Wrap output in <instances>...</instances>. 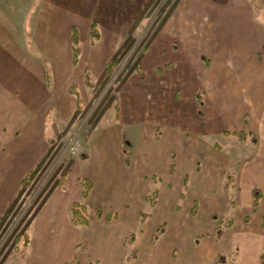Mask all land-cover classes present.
<instances>
[{
    "label": "rangeland",
    "instance_id": "rangeland-1",
    "mask_svg": "<svg viewBox=\"0 0 264 264\" xmlns=\"http://www.w3.org/2000/svg\"><path fill=\"white\" fill-rule=\"evenodd\" d=\"M131 1L139 10L145 0ZM175 1H152L133 29L132 41L125 54L112 68L110 74L98 80L100 76L93 77L90 73H86L81 87H78L79 83L72 84L73 79H62L63 85L59 86H69L70 92L77 98L73 119L71 117L69 122L64 123L59 117L60 113L56 106L50 107L51 104H44L47 125L43 142L46 145L48 143V148L52 145L51 152L0 226V264H48L56 257L61 261L53 264H177L180 261L202 264L204 250L207 249L199 246H201V232L209 227L207 220L211 221L213 227L217 224L223 228L228 227L238 209L244 207L243 210L247 209L248 214H245L247 212L239 214L244 230L250 227L251 223L248 219L255 213L257 221H261L263 210L256 209L258 206H253L251 202L255 189L242 188L243 184L240 181L243 175L242 165L251 160L258 149L257 143L252 142L250 138L254 133H251L247 126L249 120L254 123L252 125L255 128L258 118L257 115L255 118L252 117L254 116L252 111L243 105L249 96L245 84L246 74L241 65L242 62H248L249 58L255 55V49L264 42V0H248L252 18H249L247 10L242 11L244 6H237L238 8L230 14L229 20L221 21L216 29L206 27L207 22L211 24L209 21L211 14H204L203 29L192 30L193 34L191 32L188 34L190 38L199 34L203 37L204 46H213L209 47V50L203 46L192 54L194 59L189 62L188 77L173 75L169 79L170 82L161 79L160 85L165 90L164 93L158 94L159 99L156 100L155 95L146 90V77L140 72H135L139 68L141 58L137 63L135 62L144 47V52L146 51L145 45L149 37L162 27V19ZM81 2L88 7L82 17L88 26L95 23L99 37L101 30L104 31L109 21L107 16L112 14L109 10V14L101 13L102 8L110 7L108 2L106 0H81ZM36 3L37 0H0V6L9 9V13L0 14V19L16 24L20 28L18 31L21 37L26 38L28 51L42 60L47 84L51 88L53 85L51 62L41 50L34 48L33 44L32 23L36 17ZM76 15L79 16L77 13ZM135 15L137 12H134V21ZM25 25L27 28L23 30ZM90 36L88 40H91L92 36ZM132 64H135V67L130 73L135 72L134 81H137L142 88L140 105L138 104L139 118L142 116L147 123L155 126L158 121L162 122L159 113L167 101H171L169 108L172 117L175 113V104L183 97H185L183 102L188 100L192 106L181 131L185 143H192L190 150L187 151V158L173 173V166L167 168L166 161L168 154L174 157L176 152L168 150L165 153L168 145L162 142L165 135L164 125H157L154 133L155 127H152L150 136L155 142L153 147L147 140L141 138L140 130L144 121L134 122V137L130 135L123 144V150L128 156L126 164L129 169H134L133 191L127 187L133 192V198L126 197L128 203L124 202L120 210L111 206L92 208L89 203L82 201L86 208L83 215L91 223V228L86 234L93 243L91 247L84 240L86 230L75 226L78 228L72 232L63 223L62 218L59 221L60 229L56 230L51 226L45 235H42L44 230L36 231L34 226L30 228L32 224L30 221L25 232L29 235L28 245L32 238L33 244L26 253L28 245L23 248L24 237L19 236L14 242L16 235L24 231L31 214L48 190L52 187H61L65 182L67 174L63 175L62 171L68 162L87 156V139L92 129L90 122L94 113L101 105L105 106L108 103L109 108L116 111L121 87L117 91L116 88ZM172 66L173 63L167 67ZM214 72H218L215 74L217 76L213 75ZM256 86L264 88L263 81ZM211 102L216 109H213ZM110 112L103 117L102 124L99 125L100 129L106 128L112 116ZM212 117L217 122V126L210 128L208 121L211 122ZM243 121L246 124H243ZM238 132L245 133V140H240ZM48 135L54 139L52 142L47 141ZM95 138L96 135L92 140L94 141ZM130 145L134 148L132 149ZM171 146L174 148L176 144ZM151 147L154 153L156 152L153 162H149L152 150L145 154V149ZM196 151L198 154H195L193 159ZM212 152L221 153L223 161L230 156L229 161L234 162V170L222 169L223 165L220 162H209ZM230 166L232 167L231 164ZM70 183L69 179V187ZM80 183L82 185V180ZM258 191L261 193L259 202L264 205V191L260 189ZM219 193L222 195L220 199ZM218 200L226 209L224 214L222 207L221 209L212 207L217 206ZM2 208L3 206L0 209ZM191 209L195 212L192 213ZM212 215H216L217 220H211ZM98 223L103 225L98 228ZM259 226L257 252L252 258L250 257L254 264H264V227L261 224ZM231 230H226L227 232L221 237H216L217 233L211 232L214 239L225 243L220 245L218 254L213 255V262L229 264L238 259L239 245L234 240L235 231L230 232ZM37 232L41 235L39 238ZM240 232L236 231V233ZM154 235H159L157 241H154ZM80 236H83L81 240H79ZM77 239L79 241L76 245L70 247L71 242Z\"/></svg>",
    "mask_w": 264,
    "mask_h": 264
},
{
    "label": "crops",
    "instance_id": "crops-1",
    "mask_svg": "<svg viewBox=\"0 0 264 264\" xmlns=\"http://www.w3.org/2000/svg\"><path fill=\"white\" fill-rule=\"evenodd\" d=\"M106 1L110 7H107V9L106 7L102 8L101 13L107 12L109 14V10L112 14L107 16L109 21L104 27V31L101 30L99 37L95 40L91 38V41L88 40L90 26L82 17L87 12L88 7L82 5L81 0H37L36 17L32 23L33 44L34 48L41 50L51 62L53 83L51 88L47 84L42 60L28 51L26 38L21 37L18 31L20 28L16 24L0 19V208L3 206L0 209V215L16 196L24 175L39 163L48 149V143L46 145L43 142V134L47 125L44 104L49 103L51 104L50 107L56 106L62 121L64 123L69 122L77 106V98L74 93L70 92L69 86H59L62 84V79H73L72 84L78 85L79 83L78 87H81L82 79H84L86 73H90L93 77H99L107 61L118 49L133 24L134 12H137L136 19L148 0L144 1L139 10L136 5L134 7V2L131 0ZM237 6H244L242 11L247 10L249 18H252V10L248 0H178L160 30L147 46L139 61V68L135 71L146 77V90L154 94L156 100L159 99L158 94L160 92L164 93L165 90L160 85L161 79L170 82L169 79L173 75L175 77L181 75L188 77L190 75L188 69L190 68L189 62L194 59L192 54L201 47L203 48L204 40L199 34L198 36L195 34L190 38L188 33H192V30L203 29V15L211 14V19H209L211 24L207 22L208 26L206 27L216 29L221 21L229 20L230 14L238 8ZM8 11V7L0 6V14L5 15L9 13ZM29 24L31 25V23ZM73 27L78 32L80 46V53L76 62H73L70 38ZM26 28L25 25L23 30ZM238 41L242 42L240 39ZM263 45L264 42L260 45L261 47L255 49V55L250 57L248 62H242L241 65L244 67L243 71L246 74L245 84L249 96L248 100L243 102V105L246 109L252 111V115H254L252 117L255 118L257 115L258 118L255 128L252 125L254 123L249 122V120L247 122L249 131L254 133V135L251 134L250 138L251 140L253 137L255 138V141L252 140V142L257 143L258 149L254 152L253 158L242 165L241 173L243 175L240 178L243 184L242 188L252 187L255 189L253 192L258 191V189L264 191V88L256 86L262 81L264 84ZM211 46L204 47L209 50ZM172 63L173 66L168 68L167 66ZM135 72L129 74L118 92L116 111L107 108L90 130L87 139V156L75 158L67 172L64 185L55 187L49 192L31 220L30 228L34 226L36 231L44 230L42 235H45L51 226L56 230L60 229L59 221L62 218L64 219L63 223L72 232L76 231L78 227L84 228L86 230L84 240L89 247L93 245L86 235L89 228H91V223L88 220L86 225L72 224L70 208L73 202L82 203L84 201L89 203L92 208L111 206L120 210L124 202L127 201L126 197L133 198L134 169H129L126 164L128 156L123 150V144H125L124 140L130 135L134 137V122L144 121L140 130L141 138L147 140L148 144L153 145V147L155 142L150 136L152 127H155L153 129L154 133L157 125H164L165 135L162 142L168 145L165 153L168 150L169 152L170 150L176 152L174 157L170 154L167 155L166 167L172 165L173 173H175L176 169L184 163L188 156L187 151L190 150L192 143H185L181 131L187 121L186 117L191 113L192 106L188 100L183 102L185 98L183 97L180 102L175 104V113L172 117L169 108L171 101L169 100L163 105L159 113L162 116V122L158 121L155 126L147 123L142 116L139 118V100L142 88L137 84V81H134ZM216 73L218 72H214L213 75ZM211 103L213 109H216L214 103ZM107 112L112 114L110 121L106 128L100 129L99 125L101 126L103 117ZM210 121H208L210 128L217 126L214 117ZM243 124H246L245 121H243ZM94 135H96V138L93 141L92 137ZM50 137L51 135L47 136V141ZM174 143L176 146L173 148L171 145ZM130 147L134 148L133 145H130ZM153 147L151 149L146 148L145 154L150 152ZM151 153L149 162H153L156 152L154 153L152 150ZM195 154H198V152L196 151L193 154V159ZM220 154L219 152H212L211 161L209 162H220L223 165L222 169L233 168L234 170V162L229 161L230 156L223 161ZM79 167L82 168L77 170ZM84 178L92 183L86 197L82 196L83 186L80 183V180ZM185 178L186 176L184 180ZM69 179L71 180L70 187L68 185ZM252 184L254 185L252 186ZM218 197L220 199L222 195L219 193ZM260 197L261 193L259 192L258 208L256 209L261 208L263 210L262 214H264V205L259 202ZM251 202L255 206L254 193ZM221 205L223 204L218 200L217 206L212 207L221 209ZM243 208L238 209V212L232 217L231 225L228 227L223 228L220 224L213 227L211 221L207 220L209 227L201 232L202 239L201 246H199L207 249L204 250L202 264H221L213 262L212 257L218 254L220 245L225 243L214 239L211 232L217 233L216 237H221L227 232L226 230L231 229L230 232L235 231L233 234L234 240L239 245V256L238 259L229 264H254L250 257L252 258L257 252V238L259 235L257 232L260 227L259 224L264 227V215L261 221H257L256 213L251 214L252 217L249 215L248 222L251 225L246 231L242 228L243 225L240 221V215L247 212V209L244 211ZM222 209V214H224L226 209L223 207ZM191 212L194 213L195 210L191 209ZM245 214H248V212ZM211 218V220H217L216 215H212ZM102 225V223H98V228ZM218 228H220L219 233ZM236 231L241 232L236 233ZM243 233L245 235L244 239ZM40 236L37 232V238ZM82 237L80 236L79 240ZM158 238L159 235L154 241H157ZM79 240H73L70 247L76 245ZM32 244L33 238L30 240V245L26 247V253ZM167 249L169 250V248ZM59 261L61 260L58 257L52 258L48 264ZM177 264L191 263L180 261Z\"/></svg>",
    "mask_w": 264,
    "mask_h": 264
},
{
    "label": "trees",
    "instance_id": "trees-1",
    "mask_svg": "<svg viewBox=\"0 0 264 264\" xmlns=\"http://www.w3.org/2000/svg\"><path fill=\"white\" fill-rule=\"evenodd\" d=\"M152 1L153 0H148L146 2V4L144 5L143 9L140 11V13L138 14L137 18L135 19V21L131 25L130 29L128 30V32H127L126 36L124 37L122 43L120 44L118 49L115 51V53L111 56V58L107 61L106 65L104 67V70L101 73V75L98 78V80H101V78L104 75L110 74L112 72V68L121 60V58L123 57V55L125 54L128 46H129L130 42L132 41L131 33H132L133 29L137 26V24L140 21V19L144 16L145 12L149 8V6L152 3ZM177 2H178V0H176L172 4V6L168 10V12L165 14V16H164V18L162 19V22H161L162 24L165 21V19L168 17V15L170 14L171 10L177 4ZM156 32L149 37V39H148V41H147V43L145 45L146 47L149 45V43L151 42V40L154 37V35L156 34ZM90 34H91L92 38H94V39L98 38V32L96 30L95 23H91V25H90ZM70 38H71L72 58H73V62H76L77 58H78V55L80 53V46H79V40H78V32H77L75 27L72 28L71 37ZM144 50H145V47L142 50L141 54L139 55V57L137 58L135 63H137L139 61V59L141 58V55L143 54ZM134 67H135V64H132L130 66V69L127 71L126 75L122 78V81H120V84L116 88V91L121 87L122 83L125 80V77L132 71V69H134ZM109 107H110V104L108 103L105 106L101 105L96 110V112L94 113L93 119L90 122V125H91L92 128L95 126V124L97 123V121L101 117V115L104 112V110L109 108ZM116 107H117V105H116ZM74 115H75V113L73 114L72 119H73ZM237 134H238V137L241 140H243L245 138V133L244 132H238ZM48 140L52 142V140H54V139L49 138ZM252 140L255 141V138L253 137ZM51 148H52V145L49 146V148L47 149L45 155L42 157V159L39 161V163L32 170H30L27 174H25L24 177L22 178L21 183H20V187H19V189L17 191L16 196L13 198V200L10 202V204L5 209L3 214L0 216V226H1L2 222L4 221V219H6L8 217V215L10 214V212L12 211V208L14 207L16 201L20 198V195L23 193L24 188L33 179V177L35 176V174L37 173V171L40 169L41 165L45 161L46 157L50 154ZM72 163H73V160H70V162H68V164L64 167V169L62 171L63 175L67 174V172L69 171ZM82 185H83L82 196L86 197L88 195L89 189L92 186V183H91L90 180L84 178V179H82ZM52 189H53V187L48 190V192L46 193L44 198L36 206V208L34 209L33 213L31 214L28 222L24 226V231H20L15 237L16 239H15L14 242H16V240L19 238V236H23L24 237V239H23V248H25L28 245V242H29V235H28V233L25 232V230L27 228V225L33 219L34 215L36 214V212L38 211L40 206L43 204V202L45 201L47 195L49 194V192ZM258 198H259V192L258 191H254V205L255 206H257V204H258ZM70 209H71V222H72V224H78V223L79 224H87L88 223L87 217H85V215H83V213H84V211L86 209L85 205H83L80 202H73ZM219 231H220V228H218V233H219ZM156 237H157V235H154V238H156ZM135 253L136 252L134 250L133 254L135 255Z\"/></svg>",
    "mask_w": 264,
    "mask_h": 264
},
{
    "label": "built area",
    "instance_id": "built-area-1",
    "mask_svg": "<svg viewBox=\"0 0 264 264\" xmlns=\"http://www.w3.org/2000/svg\"><path fill=\"white\" fill-rule=\"evenodd\" d=\"M73 143V142H72ZM75 146V145H74ZM74 146L72 148H74Z\"/></svg>",
    "mask_w": 264,
    "mask_h": 264
}]
</instances>
